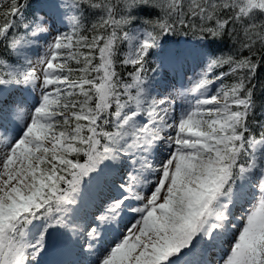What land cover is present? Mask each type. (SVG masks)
<instances>
[{"label": "snow or ice", "instance_id": "6c2138e0", "mask_svg": "<svg viewBox=\"0 0 264 264\" xmlns=\"http://www.w3.org/2000/svg\"><path fill=\"white\" fill-rule=\"evenodd\" d=\"M0 264H264V0H0Z\"/></svg>", "mask_w": 264, "mask_h": 264}, {"label": "trees", "instance_id": "16d2710c", "mask_svg": "<svg viewBox=\"0 0 264 264\" xmlns=\"http://www.w3.org/2000/svg\"><path fill=\"white\" fill-rule=\"evenodd\" d=\"M181 39L192 40L194 42V38L192 37L191 33H188L187 35L181 33L174 38V40L178 41H181ZM220 48L221 50L227 52L231 49V43L226 41L220 45Z\"/></svg>", "mask_w": 264, "mask_h": 264}]
</instances>
